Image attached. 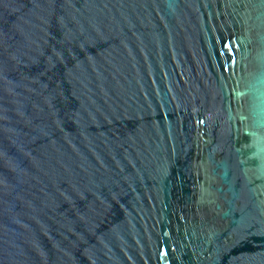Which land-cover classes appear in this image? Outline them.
I'll return each mask as SVG.
<instances>
[{
	"label": "water",
	"instance_id": "water-1",
	"mask_svg": "<svg viewBox=\"0 0 264 264\" xmlns=\"http://www.w3.org/2000/svg\"><path fill=\"white\" fill-rule=\"evenodd\" d=\"M0 264H264V0H0Z\"/></svg>",
	"mask_w": 264,
	"mask_h": 264
}]
</instances>
